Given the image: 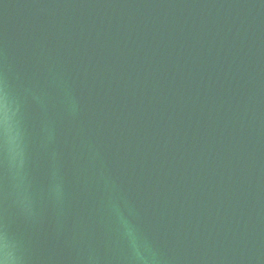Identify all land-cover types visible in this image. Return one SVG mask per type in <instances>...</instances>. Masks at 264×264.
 Instances as JSON below:
<instances>
[{
  "label": "water",
  "instance_id": "1",
  "mask_svg": "<svg viewBox=\"0 0 264 264\" xmlns=\"http://www.w3.org/2000/svg\"><path fill=\"white\" fill-rule=\"evenodd\" d=\"M0 264H264V0H0Z\"/></svg>",
  "mask_w": 264,
  "mask_h": 264
}]
</instances>
